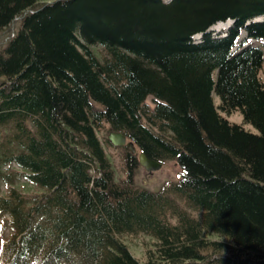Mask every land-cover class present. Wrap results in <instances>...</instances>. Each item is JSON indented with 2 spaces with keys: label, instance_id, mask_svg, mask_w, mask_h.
I'll list each match as a JSON object with an SVG mask.
<instances>
[{
  "label": "trees",
  "instance_id": "1",
  "mask_svg": "<svg viewBox=\"0 0 264 264\" xmlns=\"http://www.w3.org/2000/svg\"><path fill=\"white\" fill-rule=\"evenodd\" d=\"M241 30L264 40V0H0V264H264V43L233 51ZM110 131L178 178L137 186L123 148L116 180Z\"/></svg>",
  "mask_w": 264,
  "mask_h": 264
},
{
  "label": "rangeland",
  "instance_id": "2",
  "mask_svg": "<svg viewBox=\"0 0 264 264\" xmlns=\"http://www.w3.org/2000/svg\"><path fill=\"white\" fill-rule=\"evenodd\" d=\"M231 24H232L231 22L218 23L215 27H212L209 31L213 34L220 35L221 33L225 32ZM244 37H245L244 32H241L236 40V44H235L236 48L241 43L242 39H244ZM6 39H7L6 34L0 36V46L3 44V42ZM262 42H263L262 40H258V41L247 40L246 43L253 46H257ZM260 75L264 81V63ZM146 102L150 106H153L154 104L151 96L147 97ZM213 103L216 107L218 103V99L215 95L213 96ZM218 112L220 111L218 110ZM220 113L230 122L242 124L245 128L251 131H255L254 127H252L250 124L243 122L242 115L239 111H234L230 114H225L223 112ZM105 151L110 157L115 174V179L116 180L122 179L125 175L124 173L125 150L119 147L106 146ZM179 173L180 170L175 161H167L159 169L153 171L152 173H148L142 167L138 166L136 167L134 172V181L136 185L139 187H144L150 190H156L163 184V182H166L168 180L175 181L179 176ZM27 188H28V192L38 191L35 187H30L29 184H26V189ZM2 237L3 236L0 235V239ZM122 239L128 244L132 253L142 261L144 260L145 249L148 247L149 248L152 247L153 244V239L144 234H136V235L129 234L123 236Z\"/></svg>",
  "mask_w": 264,
  "mask_h": 264
},
{
  "label": "water",
  "instance_id": "3",
  "mask_svg": "<svg viewBox=\"0 0 264 264\" xmlns=\"http://www.w3.org/2000/svg\"><path fill=\"white\" fill-rule=\"evenodd\" d=\"M101 72V71H100ZM108 141L113 146L122 147L125 146L129 152L135 153L136 149L135 146L131 141H127L126 136L119 132H109L107 135ZM138 164L146 171L152 172L161 167V163L150 158L144 153L138 154Z\"/></svg>",
  "mask_w": 264,
  "mask_h": 264
}]
</instances>
